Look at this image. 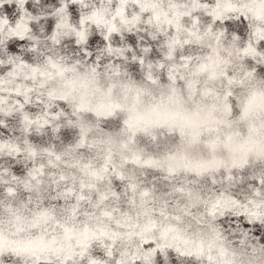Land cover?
Listing matches in <instances>:
<instances>
[{"label": "snow or ice", "instance_id": "snow-or-ice-1", "mask_svg": "<svg viewBox=\"0 0 264 264\" xmlns=\"http://www.w3.org/2000/svg\"><path fill=\"white\" fill-rule=\"evenodd\" d=\"M0 264H264V0H0Z\"/></svg>", "mask_w": 264, "mask_h": 264}]
</instances>
